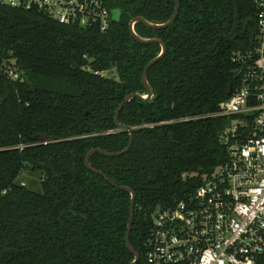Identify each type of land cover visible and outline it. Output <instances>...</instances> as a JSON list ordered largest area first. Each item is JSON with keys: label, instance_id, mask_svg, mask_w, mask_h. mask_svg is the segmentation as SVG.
<instances>
[{"label": "trees", "instance_id": "16d2710c", "mask_svg": "<svg viewBox=\"0 0 264 264\" xmlns=\"http://www.w3.org/2000/svg\"><path fill=\"white\" fill-rule=\"evenodd\" d=\"M110 27L61 23L38 9L0 3V264H129L131 193L89 170L92 148L121 151L128 129L115 115L133 92L147 93L145 65L162 51L131 34L132 18L168 21L174 0H105ZM255 0H180L164 29L135 24L162 38L165 56L148 70L154 97L125 104L120 121L134 141L118 156L95 152L92 165L132 187L131 241L144 263L158 207L188 197L226 160L219 111L237 85L234 60L258 41ZM8 68L21 73L13 78ZM96 71L105 72L104 75ZM185 118H190L185 120ZM38 172L41 190L19 181Z\"/></svg>", "mask_w": 264, "mask_h": 264}, {"label": "built area", "instance_id": "2783aa9c", "mask_svg": "<svg viewBox=\"0 0 264 264\" xmlns=\"http://www.w3.org/2000/svg\"><path fill=\"white\" fill-rule=\"evenodd\" d=\"M104 2L0 0L41 10L61 23H99L102 31L110 27ZM255 2L257 44L234 57L240 66L233 94L218 112L204 115L231 118L219 134L226 160L188 197L156 209L143 264H264V0ZM8 69L20 79L19 70Z\"/></svg>", "mask_w": 264, "mask_h": 264}, {"label": "water", "instance_id": "95a60500", "mask_svg": "<svg viewBox=\"0 0 264 264\" xmlns=\"http://www.w3.org/2000/svg\"><path fill=\"white\" fill-rule=\"evenodd\" d=\"M174 1H175V10H174V13H173L172 17L168 21H166L164 23H155V22H152V21L148 20L144 16H136V17L131 19L130 24H129L130 32H131L132 36L137 41H139L141 43H145V44L159 43L162 46L161 53L158 56L154 57L152 60H150L145 65L144 70H143L142 77H143V82H144V84L146 86V89H147V93L143 94V93H141L139 91L130 93L129 95H127L126 99L119 105V107L116 110L115 121H116V125H117L118 130L128 129L129 132H130L129 145L125 149H123L121 151H108V150L100 148V147L92 148L91 150H89V152L86 155V165H87V168L89 170H91L92 172H94L96 174L104 176L115 187H118V188H120L122 190L129 191L131 193L130 219H129L127 233H126V241H127L128 248L134 254L135 258L129 264H138L140 262V260H141V254L135 248V246L133 245V243L131 241V238H130V234H131V231H132V228H133V223H134V218H135L136 192L130 186L121 185V184L116 183L103 170L95 168L92 165L91 156L95 152H99V153H102L104 155L111 156V157L112 156H118V155H121V154H124V153L128 152L130 147L132 146L133 141H134V130L135 129L132 126H130V125L121 123V121H120V112L123 109V107L125 106V104L130 102L135 97H137L139 99H142L144 101H150L154 97L153 87H152L151 83L148 80V70L154 64L159 62L165 56V54L167 53V49H168L167 44L165 43V41L162 38H159V37H143V36H141L136 31L135 24L137 22H141V23H144L145 25H147L148 27H151L153 29H164V28H167V27L171 26L177 20V18L179 16V13H180V0H174ZM234 89H235L234 84H231V87H230V89L228 91V96H231L233 94ZM213 171H214V168L207 169V170H204V171H201V172H203L204 174H210Z\"/></svg>", "mask_w": 264, "mask_h": 264}, {"label": "rangeland", "instance_id": "374dc122", "mask_svg": "<svg viewBox=\"0 0 264 264\" xmlns=\"http://www.w3.org/2000/svg\"><path fill=\"white\" fill-rule=\"evenodd\" d=\"M19 181L30 188L41 190V177L38 172L24 170L19 176Z\"/></svg>", "mask_w": 264, "mask_h": 264}]
</instances>
